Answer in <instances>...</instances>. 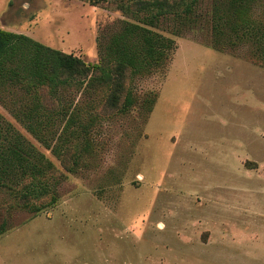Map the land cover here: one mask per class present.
Listing matches in <instances>:
<instances>
[{"label":"rangeland","instance_id":"374dc122","mask_svg":"<svg viewBox=\"0 0 264 264\" xmlns=\"http://www.w3.org/2000/svg\"><path fill=\"white\" fill-rule=\"evenodd\" d=\"M110 1L0 0V29L98 64L110 34L143 17L120 7L134 0ZM195 1L158 23L175 49L125 81L140 100L129 112L64 87L57 99L79 102L77 123L63 131L46 114L38 121L52 127L33 135L20 118L32 100L19 89L0 99V145L12 124L34 163L53 165L41 182L57 197L34 213L0 187V264H264V57L240 32L217 50V0ZM247 16L264 24V0Z\"/></svg>","mask_w":264,"mask_h":264},{"label":"trees","instance_id":"16d2710c","mask_svg":"<svg viewBox=\"0 0 264 264\" xmlns=\"http://www.w3.org/2000/svg\"><path fill=\"white\" fill-rule=\"evenodd\" d=\"M257 1H216L213 32L216 36L214 47L217 50L223 49L222 38L226 44H230L232 38L240 32V41L244 39L253 42L260 53L259 57H264V24L256 25L249 16L245 17ZM88 2L98 7L111 3L110 0ZM178 4L184 7L185 12L191 13L196 1L174 3L169 0H134L126 6L122 4L120 7L126 11L134 8L143 17L137 23H123L119 32L110 34L107 42L101 44V61L98 64H88L80 57L54 50L27 35L0 29V99L4 101V95L19 89L25 93L23 97L32 100L20 118L22 122H28L27 129L33 135H39L42 128L52 127V120H49L48 125L38 121L46 114L49 119L54 115L61 117L63 131L77 123L79 102L62 109L57 99V93L64 87L76 88L77 92L84 94L102 93L106 108L129 112L140 104V100L127 90L125 81L132 76L147 75L169 63L175 41L156 29L162 18L177 12L175 9ZM44 94L47 99L43 103ZM154 103L155 97L148 107L149 112ZM16 106L24 107L22 103L13 108ZM3 118L0 115V123ZM36 121L38 123L34 124ZM6 129V144L0 145V187L11 190L25 209L38 213L42 207L35 202L41 201L42 197L51 196L50 202L43 207L57 202L48 184L41 182V178L50 174L54 167L43 156L36 165L27 139L12 124ZM54 151L59 154L57 148ZM22 182L23 188L19 190L18 185ZM6 229L7 221L1 214L0 236Z\"/></svg>","mask_w":264,"mask_h":264}]
</instances>
